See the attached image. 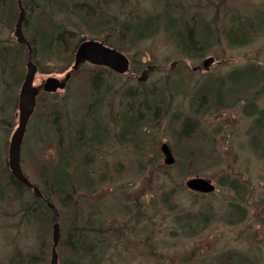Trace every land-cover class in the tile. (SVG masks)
Returning <instances> with one entry per match:
<instances>
[{
  "label": "trees",
  "instance_id": "1",
  "mask_svg": "<svg viewBox=\"0 0 264 264\" xmlns=\"http://www.w3.org/2000/svg\"><path fill=\"white\" fill-rule=\"evenodd\" d=\"M48 1L23 0V7L27 13L24 33L32 46L33 61L37 66L38 74L66 73L73 64L78 44L84 39L77 40L73 31L59 28L60 25L55 23L53 18L56 10L64 13L69 10L80 14L79 7L86 8V13H89L88 19L90 18L94 24L93 30L108 33L105 36L108 37L107 45L122 52L128 50L125 41L134 46L136 42L153 36L160 30L167 33L178 46L182 57L193 61H199L205 55L213 53L221 41H225L231 47H244L264 37L263 9L254 10V15L238 14L237 11L228 13L226 0H207V6H204L201 0H163L160 11L142 16L143 14L133 7L121 12L122 21H118L115 16L116 22L113 19H109L108 22L105 20L103 4H109L106 0L104 3L98 0V3H102L100 5L96 2L98 9L93 8V4L89 5L87 0H58V3L53 6ZM17 5V0H0V96L3 94L0 104V123L5 126L7 129L5 133L8 135L18 124L17 94L24 81L29 53L27 46L18 43L14 36V26L19 12ZM50 8L54 11H50ZM204 8L213 9L214 16L207 17ZM221 15L222 19H220ZM67 40L74 41L73 45L67 43ZM68 46L67 53L72 61H68L62 67L49 65L51 60L58 57L59 52ZM141 65L140 63L132 64L131 72L137 73L142 69ZM102 71L109 72L107 69L96 68L91 75V82H88V90L82 93L74 91V98L69 103V109H66L62 101L57 100L54 95L40 91L37 96L35 113L23 143L21 166L28 179L40 188L43 199L36 197L30 188L15 179L8 164L2 160L3 152H1L0 144V163H2L0 200L7 201L5 206L17 205V212L7 219L10 223H2L0 228L6 230V238L13 247L9 264H50L52 228L56 212L48 206L47 201L54 203L59 213L61 229V241L58 248L59 264H131L137 253L141 255L144 251L139 244L132 246L137 225L146 224L147 229L145 228L143 234H147L154 223V217L165 208L171 214L174 225L171 237L182 236L185 239H192L209 231L212 225L214 213L209 205L203 203L197 210L188 211H184L183 207L178 208L179 193L190 192L193 195H200V193L189 190L186 184H178L176 182L178 175L166 171L170 169V166L162 163L158 167L156 164L159 157H155L153 162H140L137 165L140 176H145L147 172L153 174L152 190L156 195L150 201L149 191L142 194L141 206L135 200L138 198L135 187L130 189L127 187L128 180H123L116 185L114 182L116 178L108 175L111 171L108 169L110 166H106V169L96 168L94 152L106 149L103 144L107 140L104 138L106 130H113L117 134L113 139L122 145L137 146L142 138L149 139V131L146 127L150 125V121L142 120L144 112L140 111L141 108L136 110L133 104L134 99L138 101L142 97L143 100L147 98L148 105L143 107L145 114L153 108L155 119L162 115V118L159 117L160 120L158 118L154 122V125H157L158 122L168 118L167 110L165 109L163 114L160 110L167 105L170 99L169 93H171L167 85L164 87L162 85L159 90L154 86L149 93L147 89H144V84L140 83L134 89L127 87L132 88L130 92L127 90L132 104L129 107L125 104V107H121L118 92L124 93L127 88H114L107 81L112 92L117 94L114 97V100L117 98V103L115 105L111 101L104 105L109 98H104L97 89L101 87ZM78 72H73L71 79ZM110 74L115 75V73ZM190 74L192 73H188ZM172 75L177 79L173 92H188L189 88L183 87L180 75L175 72ZM228 84L235 85L237 89L234 92H225L223 87ZM258 86H262V89L254 94L255 97L264 92V62L235 68L226 78H212L209 81L199 82L193 102L191 101V109L194 112L199 107L203 106V109L199 115H194V118L187 116L184 119L180 131L178 134L175 133L176 141H181L182 146L193 143V140L199 142V116H205L213 110L225 111L239 106V102L235 100L236 95L241 92L249 94L254 87ZM244 100L246 104L242 105V109L249 114L247 109L251 110L255 102L249 101L247 97H244ZM149 101H154V104L151 105ZM107 105L113 110L111 114L113 117L109 120H101L99 116L101 112H105ZM3 110L6 113L2 112ZM69 117L70 120L76 121L77 125L69 124ZM35 118L38 119L35 120ZM61 126L66 127L70 132L74 129L72 133L77 135V139L72 138L71 133L66 137L61 136L58 131ZM251 133L256 143L263 140L264 112H259L258 116L254 117ZM29 137L34 138V146L30 143L26 144ZM119 143H116L114 148ZM176 144L181 146L180 143ZM44 145H46L44 149H41ZM182 146H177L178 151H182L185 157V153L188 154L190 150L185 152ZM36 150H39L42 161L39 160ZM46 151L52 152L51 158H44L42 153ZM191 152H195L193 147ZM143 158L145 159L146 156ZM193 163H182L178 174L195 170ZM112 183L113 189L104 190L106 185ZM242 186L237 178L232 179L230 183V187L238 193L237 200L243 198L239 193ZM7 190L13 194L10 199H8ZM160 191L161 193L158 194ZM203 196L205 195L202 194ZM190 204L195 207L197 199H191ZM228 209L232 220L236 216L239 218L246 215L242 211L243 208L236 203H232ZM6 213L7 211H3L0 216ZM228 255L231 254L220 255L213 260L208 257L207 262L208 264L211 262L212 264H244L236 252L233 255L234 263L230 261L232 255ZM178 258L181 262L175 259L174 264H183L184 258L180 256ZM138 264H141L140 259Z\"/></svg>",
  "mask_w": 264,
  "mask_h": 264
},
{
  "label": "rangeland",
  "instance_id": "2",
  "mask_svg": "<svg viewBox=\"0 0 264 264\" xmlns=\"http://www.w3.org/2000/svg\"><path fill=\"white\" fill-rule=\"evenodd\" d=\"M100 1L104 3L105 0ZM106 1L109 4H103V10L107 22L109 19L115 20V16L118 21H122L123 16L121 12L123 10H130L133 7H136L143 14L142 16L160 11L163 2V0ZM201 1L204 6H207V0ZM87 2L89 5L93 4V8H99L96 4L98 0H87ZM98 4L100 5L102 3ZM225 5L226 9H229L228 13L237 11L238 14L254 15V10L263 9L262 11H264V0H226ZM80 9V14L69 10L66 13L59 12L58 10L54 11L53 8H50V11H54V22L60 25V29L64 28L74 31L78 33L79 37H83L84 39H104L108 33L93 30L94 24L90 21V18L88 19L89 13H86V8L79 7ZM95 13H98V11H95ZM204 13L207 17H213L215 11L204 8ZM220 17L222 19V15ZM66 42L72 46L74 41L67 40ZM125 45L128 47V50L123 53L130 59L131 65L140 63L143 66L142 72L139 74L140 76H142L141 74L146 71L148 66H155L154 70H152L154 73L149 74V77H146V81L144 82V89H147V92H152L154 86L159 90L162 85L163 87L167 85L168 91L171 92L169 93L170 99L167 101L170 105L166 109V116L168 118L154 125V122L159 117L162 118V115L155 119L153 116V108L147 114L142 109V112H144L142 120L150 121V125L146 127L147 131H149V139L142 138V140L138 141L137 146L120 144L119 141L113 139L117 134L113 130H106L107 135L105 134L104 138H107V140L103 143L106 149L96 150L94 152L96 154L94 158L96 168L106 169L110 166L108 169L111 171H109L108 175L110 174L116 178L114 181L116 185H119V182H123V180H128L127 187L129 189L135 187V194H138V198L135 200L141 206L142 194L149 191L148 198L150 201L156 195L152 190L154 187L153 174L147 172L145 176H140L137 171V165L140 162H153L155 157H159L157 160L158 164H156L158 167L162 163L165 164L160 147L162 143H168L176 158V162L170 166V169H166V171L173 175H178L176 178L178 184H185L192 177H204L211 179L216 186V190L212 194L203 197L202 194L193 195L190 192H182L178 194L177 198V202H179L178 208L181 209L183 207L184 211L197 210L203 203L210 206L214 216L209 231L192 239H185L182 236L171 237L174 225L172 224L171 214L165 208L160 211L161 213L158 216L154 217V223L151 225L147 234H143L146 224L137 225L135 237L132 238V246L139 244L144 251L141 255L137 253V256L132 259L131 264H138L139 259L141 264H167V262L168 264H174L175 259L181 262L178 256L184 258L182 261L183 264H208V257H211V260H213L220 255L226 254L232 255L230 261L234 263L235 258L233 255L235 252L237 255L244 253V255L254 259L257 264H264V137L261 142L256 143L251 133L254 117H257L259 112H264V92L260 96H254L257 91L262 89V86L254 87L249 94H245L244 92L238 93L236 95L237 99L235 100L239 102V106L235 108H230L225 111L213 110L205 116H199V142L193 140V143H186L182 146L183 143L181 141H176L175 134H178L187 116L192 119L194 115H199L203 109V106L201 108L199 107L196 112L191 109L195 90L199 82L209 81L212 78H226L235 68H241L252 63L264 62V37L258 38L252 44L244 47H231L225 41H221V44L214 49L215 51L213 53L205 55L199 61L188 60L182 57L178 46L163 30H160L153 36L136 42L134 46L126 41ZM68 50L69 46L64 48V50L62 49L58 57H54L49 65L62 67L68 61H72L70 60V55L67 53ZM210 57L214 61L208 65V68L204 69L202 67L203 61ZM196 67L199 70H194ZM95 70L96 68L90 64L82 65L78 70L79 72L69 80L65 89L60 90L59 88L54 90V93L48 94L54 95L57 100L62 101L66 109H69V103L74 98V91L82 93V91L88 90V78ZM69 71L70 69L66 72L68 73ZM173 72L180 75V81L183 82V87L189 88L188 92H173L174 83L177 80L173 77ZM190 72L192 74L188 75ZM102 73L104 79L114 88L122 89L132 87L134 89L136 87V77L131 75V73L121 75L119 78L111 75L107 71H102ZM64 74H37L34 81V88L42 91L43 85L48 78L54 76L62 81L65 79ZM223 89L225 92L230 93L234 92L237 88L235 85L228 84ZM118 93V97L121 99L118 100L122 107L127 103V99L123 96L122 92ZM2 96H0V104L3 100ZM244 97L249 98V101L255 102L251 110L250 108L247 109L249 114L242 109V105L246 104ZM116 100L117 98L114 100V97H110L105 101L104 105L111 101L116 105ZM170 100L173 105H171ZM105 109V112H101L99 116L101 120H109L113 117L111 115L113 110L108 105ZM164 110L165 108L161 109L160 113L163 114ZM2 112L6 113L4 110ZM18 114L19 110L16 113L17 117ZM119 118L121 120L120 116ZM16 127L11 130L7 138V133H5L7 129L0 123V141L4 144V141L7 140L6 146L1 147V152H3L2 160L5 164L8 163L9 143ZM92 131L94 133V129ZM96 132H98V129H96ZM27 140L26 144L30 143L34 146L35 140L33 137H29ZM116 143L119 144L114 148ZM176 143H180L185 149V152L190 150L188 154L185 153V157L182 151H178V147L181 146ZM258 143H260L259 151ZM45 146H41V149H44ZM191 147L194 148V153L191 152ZM36 153L39 160L42 161L39 150H36ZM42 154H44L45 159L52 157V152L50 151ZM37 155L35 154L36 157ZM145 156L146 158L144 159L143 157ZM191 162H194L192 165H195V170L186 172L185 174H178L182 163L187 164ZM0 166H2V163H0ZM236 178L243 185L239 191L240 197H243L242 200H237L238 193L230 187L232 179ZM166 187L168 188V185ZM105 188L104 190L109 191L114 188V184H108ZM7 194L9 196L8 199L13 195L8 190ZM193 198L197 199V205L195 207L190 204ZM232 203H236L239 207L241 206L243 208L242 211L246 215L244 217L240 216L239 218L236 216L232 220V215L228 209ZM5 204H7L6 200H0V215L3 214V211H7L6 214L0 216V228H2V223H10L7 219L17 212V205L5 206ZM150 216H152L151 212ZM235 219L239 220L234 221ZM8 240L6 238V230L0 229V264H9L12 258L13 247Z\"/></svg>",
  "mask_w": 264,
  "mask_h": 264
},
{
  "label": "water",
  "instance_id": "3",
  "mask_svg": "<svg viewBox=\"0 0 264 264\" xmlns=\"http://www.w3.org/2000/svg\"><path fill=\"white\" fill-rule=\"evenodd\" d=\"M20 9V14L18 21L15 26L14 35L20 44H25L29 50V58L27 62V70L24 77V81L19 94V123L18 127L12 134L10 144H9V159L8 166L12 175L17 181L24 184L26 187L33 190L34 194L40 198H43V194L40 189L35 186L23 173L21 168V150L24 141V136L26 133L29 121L34 113L36 106V96L38 90L34 88V80L37 74V66L32 60L33 49L29 41L24 35L23 31V21L25 19V9L23 7L22 1L17 0ZM213 58L210 57L204 60L203 65L208 68V65L213 62ZM85 62H89L93 65L105 66L117 73H126L129 71L130 62L126 55L122 52L110 48L105 45L104 41L97 40H84L80 43L75 53V63L73 70H77L79 66ZM70 78V74H67L65 79L59 81L56 78H48L43 85L45 91H51L55 88H64L66 81ZM161 152L163 153L165 159L164 162L167 165L175 164V156L167 143L161 145ZM186 186L196 192L203 194H210L215 191V185L210 179L203 177H192L186 181ZM52 252L50 264H59V255L57 247L60 243L61 229L59 224L58 214L56 216L55 222L53 224L52 233Z\"/></svg>",
  "mask_w": 264,
  "mask_h": 264
},
{
  "label": "bare ground",
  "instance_id": "4",
  "mask_svg": "<svg viewBox=\"0 0 264 264\" xmlns=\"http://www.w3.org/2000/svg\"><path fill=\"white\" fill-rule=\"evenodd\" d=\"M40 2H42V3H44V1H40ZM48 3L49 4H53V5H56L57 3H58V1L57 0H49L48 1ZM54 3H56V4H54ZM17 4H18V1H17ZM22 4H23V1H22ZM18 6V5H17ZM18 9H19V6H18ZM25 9V8H24ZM25 13H26V10H25ZM19 14H20V9H19V12H18V18H19ZM27 14V13H26ZM18 18H17V21H18ZM25 19H26V15H25ZM25 19H24V21H25ZM24 21H23V26H24ZM17 23V22H16ZM15 26H16V24H15ZM15 26H14V32H15ZM57 30H58V28H56ZM56 30V32H58ZM55 32V33H56ZM74 32V31H73ZM73 35H75L76 36V38H77V40L79 39V38H83V37H79L78 36V33H76V32H74V34ZM15 36V35H14ZM71 36V35H70ZM16 38V37H15ZM55 38H56V36H55ZM107 40H108V37H105ZM17 40V39H16ZM28 58H29V53H28ZM32 60H33V56H32ZM27 62H28V60H27ZM34 62V61H33ZM263 63V62H262ZM35 64V63H34ZM36 65V64H35ZM130 65H131V63H130ZM26 67H27V64H26ZM131 68H132V65H131ZM154 68H155V66H148L147 68H146V71H144L141 75L142 76H140L139 74H140V72H142V69H143V66H142V69L141 70H139L137 73H133L134 75V77H136V87H138L139 85H140V83H142V84H144V82L146 81V77H149V74H152V73H154L152 70H154ZM73 72L74 71H70V72H66L65 74L67 75V74H73ZM139 75V76H138ZM102 76V77H101ZM100 77H101V83H100V85H101V87L99 86L97 89H98V91H99V94L100 95H102L104 98H110V97H115L117 94L115 93V92H112L113 90H112V88H111V86L108 84V82L104 79V77H103V75H101ZM115 77H120L121 75H118V74H115L114 75ZM91 77L92 76H89V78H88V81H87V84H88V86H89V83L88 82H91ZM99 77V78H100ZM69 80L70 79H68L67 81H66V86L68 85V82H69ZM91 87H93L92 86V83H91ZM92 89V88H91ZM132 88H127L126 89V91H124V93L122 92V94H123V96L127 99V103L125 104V106H130V104H132V101L130 100V98H129V96H128V93H127V90H129V92H130V90H131ZM126 93H127V95H126ZM19 94V93H18ZM17 94V106H18V104H19V95ZM134 102L135 103H133V104H135L134 106L136 107V110L138 111V110H140V108L141 109H143V107H144V105L146 106V105H148V100H147V98L145 99V100H143V97L139 100L138 99V101H136V99H134ZM150 102V104L151 105H153L154 104V101H149ZM171 103V102H170ZM172 104V103H171ZM169 103H167V105L164 107L165 109H168L169 108ZM173 105V104H172ZM138 107V108H137ZM147 107V106H146ZM174 109V108H173ZM17 110H19L18 109V107H17ZM175 110V109H174ZM174 110H171V111H174ZM141 112H142V110H140ZM18 117H19V114H18ZM38 118H35V120H37ZM69 124H71V125H77V123H76V121H74V120H70V117H69V122H68ZM75 128V127H74ZM58 131H59V134L61 135V136H63V137H66L67 135L69 136V134L71 133V136H72V138H75V139H77V135L76 134H73L72 132H74V129L72 130L71 129V131L72 132H70L66 127H59L58 128ZM7 136V138H8V134L6 135ZM6 142H7V140H6ZM0 144L2 145V146H4V144H2V142L0 141ZM22 149H23V145H22ZM8 164V163H7ZM9 167V166H8ZM10 170V169H9ZM11 172V171H10ZM31 181V180H30ZM32 182V181H31ZM33 183V182H32ZM34 184V183H33ZM35 186H37L36 184H34ZM38 187V186H37ZM39 188V187H38ZM40 189V188H39ZM32 190V189H31ZM33 191V190H32ZM41 191V190H40ZM34 193V192H33ZM35 195V194H34ZM36 196V195H35ZM36 197H38V196H36ZM38 198H40V197H38ZM44 198V197H43ZM43 198H41V199H43ZM45 201H47V200H45ZM47 204H48V206L49 207H51L55 212H56V216H57V214H58V217H59V213H58V208L56 207V205L54 204V203H52L51 201H47ZM52 233H53V228H52ZM53 236V235H52ZM52 239H53V237H52ZM60 241H61V236H60ZM60 244V243H59ZM52 245H53V241H52ZM58 248H59V246L57 247V251H58ZM51 252H52V249H51ZM239 257L241 258V262L242 263H244V264H257L256 263V261L254 260V259H252V258H250L249 256H247V255H244V253L243 254H240L239 255ZM50 261H51V258H50Z\"/></svg>",
  "mask_w": 264,
  "mask_h": 264
},
{
  "label": "flooded vegetation",
  "instance_id": "5",
  "mask_svg": "<svg viewBox=\"0 0 264 264\" xmlns=\"http://www.w3.org/2000/svg\"><path fill=\"white\" fill-rule=\"evenodd\" d=\"M87 64V63H85ZM103 69H107L110 73H114L112 70L108 69V68H103ZM119 120V119H118Z\"/></svg>",
  "mask_w": 264,
  "mask_h": 264
}]
</instances>
